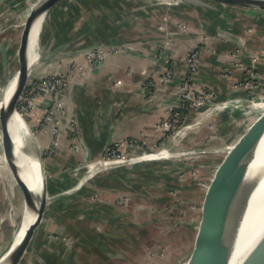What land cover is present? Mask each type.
<instances>
[{"label":"rangeland","instance_id":"rangeland-1","mask_svg":"<svg viewBox=\"0 0 264 264\" xmlns=\"http://www.w3.org/2000/svg\"><path fill=\"white\" fill-rule=\"evenodd\" d=\"M30 1L0 0V16L11 11L10 15L17 12L21 18L23 9ZM156 1H161L159 5L168 8L184 3L183 0ZM217 4L221 5L219 2ZM238 7L263 14L259 16V22L248 12H240L233 19L235 26L243 33L240 38L252 37L254 43L259 42V47L245 44L244 54L241 52L243 55L240 51L230 52L231 57L240 55V60L235 63L244 69V77L233 86L238 93L220 99L217 91L211 86L195 88L192 83L199 73V68L188 78L191 74L188 66L181 81L178 103L167 105L166 114L158 123L161 131L159 136L154 139H114L106 146L99 159L92 160L89 156L85 157L80 165H74L76 171H82L76 178V185L70 189L56 187L58 181L55 176L59 171L53 176L55 173H52L48 162L54 160L55 152L52 150L60 142L58 136L61 119H64L67 113L65 107L71 95V79L86 65H102L113 55L125 50L127 44L99 43L89 46L71 56L70 65L65 71L55 74L33 73L16 103V108L30 127L36 144L38 143L39 156L43 159L47 185L52 197L58 194L59 197L72 195L80 187L79 190H83L84 182L104 179L103 176L106 173L108 175L110 167V170L125 165L130 168L119 170L121 174L112 176L117 178L116 185L112 184L113 181L109 178L105 179V191L102 189L105 186L100 187L95 182L96 187L85 190L83 196L87 200L97 196V216L88 212L89 214L82 216L71 228L64 229L61 226L62 222L71 225L75 220L67 221V217L62 219L64 205L54 203L59 197L50 199L47 209H58L59 217L48 219L46 211L44 220L36 228L27 252L19 264L44 263L46 257H61L65 261L72 259L76 264H183L202 244L210 229L214 187L222 175V166L234 154L244 135L262 116L260 112H252L251 108H238V103L235 102L264 101V9ZM62 17L60 14L58 19H63ZM168 21V15L165 14L160 19L159 29H169ZM17 24L19 25L5 17L4 21L0 19V45L3 42L6 44L10 58L5 70L0 48V85L10 72L20 67L25 27H21L20 22ZM189 26L187 23H181L178 27L183 31L189 29ZM204 43L192 46L185 54L188 59L196 53L195 62L198 64ZM242 43L240 42V45H243ZM40 46L41 55L43 52L47 53L44 51L43 35L40 36ZM156 50V54L168 56L170 62L178 57L169 37L164 38ZM92 53L96 56H92ZM80 56L86 59V65L85 62L79 61ZM97 60L103 62L98 64ZM48 61L50 60H40L35 67L42 70L49 64ZM192 61L188 60V65ZM164 78L166 83L171 80L169 76ZM57 79L62 81L52 87L50 81H58ZM40 101L45 103L43 114L33 124L31 118L35 115ZM223 103H226L225 108L220 106ZM192 114L195 116L194 120L188 121ZM198 114L200 115L196 118ZM74 119L72 146L82 134L76 117ZM189 124L192 127L182 135L180 131ZM257 126L255 123L254 127ZM43 129L51 131L50 149L42 145L40 132ZM240 148L241 146L239 150ZM125 160L131 161L120 163ZM230 163L231 161L226 168ZM8 176V172L4 171L0 164V258L10 248L14 232L22 219L23 193L19 185L12 183ZM89 205L88 202L84 206L73 204L69 208L70 214L72 212L77 216L78 212L89 209Z\"/></svg>","mask_w":264,"mask_h":264},{"label":"crops","instance_id":"crops-1","mask_svg":"<svg viewBox=\"0 0 264 264\" xmlns=\"http://www.w3.org/2000/svg\"><path fill=\"white\" fill-rule=\"evenodd\" d=\"M210 2L212 7L184 2L168 8L156 0H127L124 3L121 0H61L49 10L46 30L42 34L44 51L55 55L49 58L44 69L34 67L32 75L35 72L55 74L65 71L71 56L89 46L127 44L125 50L97 67L87 66L86 59L80 56L79 61L85 62L86 67L71 79V95L65 107L67 113L61 119L58 136L60 142L52 150L55 152L54 160H46L52 173L59 171V176L57 173L53 175L58 181L56 187L70 189L76 185V178L82 170L76 171L74 165H80L89 156L92 160L99 159L106 146L116 138L154 139L159 136L158 123L165 116L167 105L177 104L180 99L181 81L189 66L188 55L185 54L192 46L205 42L198 60L199 73L192 86H211L220 99L238 93L233 86L244 77V69L235 63L240 60V55L231 57L230 52L244 54L245 44L259 47V42L254 43L252 37L240 38L243 33L233 19L240 12H248L259 22V16L263 14L235 5ZM60 14L63 19H58ZM165 14L169 18V29L162 31L159 23ZM181 23L189 24L190 28L182 31L178 27ZM166 37L171 38L178 55L171 62L165 54H156V48ZM169 75L171 80L166 83L164 77ZM44 104V101L39 102L31 118L33 124L43 114ZM75 117L82 134L72 146ZM194 117L190 115L188 121H193ZM40 136L42 145L50 149V129H43ZM111 168L104 179L86 181L83 190H79L80 187L76 193L54 201L64 205L62 219L75 220L71 225L62 222V228L73 227L86 214L97 216V196L87 200L83 193L96 184L105 186L108 178L116 185L117 178L112 176H118L122 169L129 170L130 167ZM102 189L105 191L107 188ZM87 202L90 203L89 209L78 212L77 216L70 214L71 205L84 206ZM57 210L47 209V218L59 217ZM72 261L63 260V264H76Z\"/></svg>","mask_w":264,"mask_h":264},{"label":"water","instance_id":"water-1","mask_svg":"<svg viewBox=\"0 0 264 264\" xmlns=\"http://www.w3.org/2000/svg\"><path fill=\"white\" fill-rule=\"evenodd\" d=\"M61 0H38L30 15L27 18L24 30L20 61L21 76L13 88L9 100L0 108L1 125L7 138L13 142L12 133V107L16 108L21 94L31 78L35 62L30 59L31 36L37 19L44 12H48ZM198 6L212 7L208 0H183ZM215 2L264 9V0H212ZM3 55V67L8 68V51L4 43L1 44ZM55 55L54 52L42 53L40 60H47ZM17 109V108H16ZM257 123V122H255ZM253 126L244 135L241 142L236 146L234 154L222 166V175L214 187V201L211 206V225L209 232L202 244L192 253L193 256L201 246L206 245L209 252L206 264H261L259 242L254 240L245 251L233 260L237 238L241 230V225L247 213L251 190L256 186L259 178L264 172V121L256 128ZM263 144V145H262ZM241 146L240 150L239 147ZM239 150V151H238ZM42 164L43 159L39 156ZM121 161L120 163L130 162ZM230 165L226 168V165ZM43 192L36 210L34 219L28 226L21 240L16 244H11L7 252L1 257L4 258L2 264H19L27 252L36 228L41 224L48 208L49 200L60 196L50 194L47 185V175L44 170ZM22 190L23 198L27 202L35 203L38 198L36 194L29 195L23 184H17ZM190 256V257H191ZM1 260V259H0Z\"/></svg>","mask_w":264,"mask_h":264},{"label":"bare ground","instance_id":"bare-ground-1","mask_svg":"<svg viewBox=\"0 0 264 264\" xmlns=\"http://www.w3.org/2000/svg\"><path fill=\"white\" fill-rule=\"evenodd\" d=\"M37 1L38 0H31L29 4L26 5V7L23 9V15L21 18H19V14L17 12L16 14L10 15L11 11H9L2 14L0 19L4 21L5 17V19L13 21L15 25H19L17 23L20 22L22 25L21 27H26L27 18ZM48 13L49 11L40 15L32 31L30 59L31 62H35V65L38 61H40V36L46 30ZM6 48L8 47L6 46ZM1 56L3 60L2 51ZM9 59L10 58H8V65ZM20 76L21 70L19 67L16 70L10 72L8 77L0 85V108L9 100L13 88L20 79ZM255 101L256 102H246L245 100H240L239 102L237 101L235 103H238V108H251L252 112L262 113L261 119H258L257 121V124L259 125L264 120V101ZM225 105L226 103L220 104L222 108H225ZM12 115L13 123L11 128L14 137L13 142H11L5 135L0 119L1 168L8 172V178L12 183L23 184L26 187L29 195L34 193L38 197L35 203L27 202L26 197L23 198L22 219L19 225H17V229L15 230L12 239V244H16L21 240L28 226L34 219L40 202L39 198L43 192L44 167L39 158L38 143L36 144V139L32 134L30 127L24 120L23 115L15 107H12ZM191 127L192 125H187L182 131H180L181 134H185ZM261 147L262 149L264 148V146ZM250 195L251 198L249 201L248 210L243 219L241 225L242 227L237 238L233 260H236L245 251V249L257 239L260 248L261 264H264V172L259 178L256 186L251 190ZM208 253L209 252L207 251L206 245H203L183 264H206V261H208L209 258V255H207ZM0 259V264H2L4 258Z\"/></svg>","mask_w":264,"mask_h":264},{"label":"built area","instance_id":"built-area-1","mask_svg":"<svg viewBox=\"0 0 264 264\" xmlns=\"http://www.w3.org/2000/svg\"><path fill=\"white\" fill-rule=\"evenodd\" d=\"M92 56H96V54L95 53H92L91 54ZM196 57H197V55H196V53H194V54H192V57H190L188 60L190 61H192V59H193V61L192 62H190V64H189V72L191 73L189 76H188V78H191V76H193L195 73H196V70H197V68H198V64H197V62H195L197 59H196ZM103 59V57H101V60ZM101 60H97V63L98 64H101L103 61H101ZM171 75V74H170ZM170 75H169V77H170ZM171 78V77H170ZM58 81H50V84H52V87H55L57 84H58V82H61L62 80H59V79H57ZM184 80H186L187 82H188V80L185 78Z\"/></svg>","mask_w":264,"mask_h":264},{"label":"trees","instance_id":"trees-1","mask_svg":"<svg viewBox=\"0 0 264 264\" xmlns=\"http://www.w3.org/2000/svg\"><path fill=\"white\" fill-rule=\"evenodd\" d=\"M51 258V259H50ZM45 264H63V260L62 259H60V257L59 258H54V259H52V257H46L45 258Z\"/></svg>","mask_w":264,"mask_h":264}]
</instances>
